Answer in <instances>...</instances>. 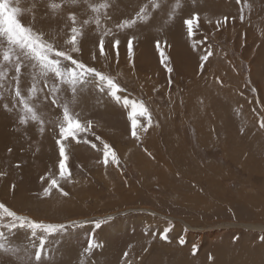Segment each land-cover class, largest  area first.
I'll return each instance as SVG.
<instances>
[{
  "label": "rangeland",
  "instance_id": "1",
  "mask_svg": "<svg viewBox=\"0 0 264 264\" xmlns=\"http://www.w3.org/2000/svg\"><path fill=\"white\" fill-rule=\"evenodd\" d=\"M9 2L21 9L25 23L35 17L36 26L50 36L64 29L67 12H76L82 20L91 15L88 3H109L112 19H102L101 27L112 28L120 39L119 63L115 52H108L112 35L105 38L108 59L99 57L94 22L74 58L110 74L127 89L126 95L144 101L152 114V127L145 133L141 125L146 118L137 112L140 139L134 140L130 106L124 108L122 101L99 93L91 83L84 86L83 115L117 151L119 166L105 167L102 153L89 145L69 144L72 175L59 180L69 195L53 189L45 196L48 184L41 177L59 179L57 111L50 105L43 108L45 131L40 132L36 125H20L10 98L0 99V203L37 222L68 225L48 238L49 264H264V231L241 227L264 225V176L242 172L235 162L253 152L249 146L257 135L250 124L255 136L246 133L247 138L240 139V113L254 116L259 103L264 105V0H65L58 17L45 15L50 0ZM141 7L148 12L144 21L122 31L115 28ZM194 12L200 14L195 42L207 38L198 49L182 23ZM224 17L227 22L217 28L216 21ZM130 37H135L134 67L127 58ZM156 40L162 47L167 41L171 74L160 63ZM205 49L213 55L201 70L199 55ZM94 53L97 60L92 59ZM0 93L9 97L7 89ZM219 134L230 140L227 149L208 140ZM255 142L257 146L259 140ZM240 192L249 201L254 195L250 202L257 208L248 205L242 208L252 211L242 212ZM166 227L171 229L168 239L161 240ZM90 237L98 246L86 253ZM30 239L27 230L9 234L5 243L21 251L0 252V264H21Z\"/></svg>",
  "mask_w": 264,
  "mask_h": 264
},
{
  "label": "snow or ice",
  "instance_id": "2",
  "mask_svg": "<svg viewBox=\"0 0 264 264\" xmlns=\"http://www.w3.org/2000/svg\"><path fill=\"white\" fill-rule=\"evenodd\" d=\"M75 2V0H73ZM88 3V0H84ZM238 3L241 0H237ZM158 7V5H153ZM48 11L45 15L58 17L65 7V0H50L46 4ZM91 15L86 19H79L74 11L67 12L64 29H61L55 36H50L43 28L36 26V19L30 23H25L19 7L12 6L9 0H0V89H7L9 97H4L0 93V99H9L12 107L18 114V123L28 126L30 124L39 127L40 132L45 131V116L43 108L51 106L57 111L58 129L55 140L59 149L58 177L49 175L41 177V181L46 180L48 186L43 189L44 195L49 196L53 189L59 191L67 197L69 193L64 191L59 180H70L71 171L67 161L69 144H86L90 148L102 153V164L107 167L109 163L119 166V158L114 147L103 140L93 130V122L85 118L84 109L80 107L83 102L84 86L93 84L99 93L105 94L115 102L122 101L124 108H129L128 119L131 122V136L134 140L140 139L138 130V117L146 118V123L142 124L143 132L147 133L152 127V114L144 101L131 99L126 95L127 89L105 71L90 66L80 58H74V53L82 51V40L85 30L94 22L96 30L99 32V57L108 59L106 54L105 38L112 35L108 41V52H115L116 62L119 63L121 41L115 38L112 28L101 27L102 19L110 21L111 15L108 13L109 3H88ZM148 16L146 7H141L136 15L131 19H123L115 25L117 30L130 29L139 21H144ZM227 17L223 21L217 20L216 27L227 22ZM240 19L244 16L241 14ZM183 26L186 27L187 36L194 41L193 48L198 49L201 45H206L207 38H201L195 42L196 33L200 28V14L192 13L188 18L183 19ZM208 23H212L211 20ZM135 37L127 39V58L134 65V44ZM156 40L155 47L160 55V63L166 71L171 74L173 68L169 67V59L166 56L167 41ZM213 53L205 49L199 55L200 69L203 70L204 62L209 60ZM93 60H97L94 53ZM171 84V77H169ZM3 107L8 110L9 104L4 103ZM80 110H77V108ZM264 128V119L260 125ZM98 142V143H97ZM11 152V149L8 150ZM19 167V165H17ZM3 175V173H0ZM7 221V222H5ZM68 225L37 222L26 216L18 215L5 204L0 203V252L17 254L21 250L6 244L9 234L15 235L19 230H27L30 236L31 248L23 250L21 264H49L46 253L48 238L52 235L66 230ZM96 228L101 224L97 222ZM171 229L166 227L160 234L161 240L168 239V232ZM181 244L184 241L181 239ZM98 245L93 238L87 240L85 252H91ZM147 250V249H146ZM195 252V246H193ZM129 254L124 253L127 257Z\"/></svg>",
  "mask_w": 264,
  "mask_h": 264
},
{
  "label": "bare ground",
  "instance_id": "3",
  "mask_svg": "<svg viewBox=\"0 0 264 264\" xmlns=\"http://www.w3.org/2000/svg\"><path fill=\"white\" fill-rule=\"evenodd\" d=\"M260 105H259V109H260V111H258V110H254L255 111V115L254 116H250V115H248L246 112H244L243 111V113L241 112L240 113V115H239V117H240V119L244 122V124H243V126H241V127H239L238 129H239V137H240V139H245V138H247V134L246 133H248V134H253V132L254 131H257V135H256V138L254 139V140H252V144L249 146V151H251L252 149H253V152L251 151V152H249V154H248V156H242V157H240V158H237L236 159V161L235 162H237L239 165H240V167L241 168H243V170H242V172L246 169V170H248V172L249 173H251L252 175H254V176H256V178H260V177H263L264 176V128H261L259 125H260V121H261V119H264V105H261V103H259ZM250 124H253V126H254V129H257V130H254L252 133L250 132ZM255 136V134H253V135H251L250 137H251V139L253 138ZM212 137V136H211ZM211 137H209L208 138V140L210 141V143L211 144H215V145H221V146H223L224 148H228V146H229V139H228V137H226V136H223L222 134H219L218 135V137H220V138H217V139H214V138H211ZM232 138H235V137H233V136H231ZM256 140H259V142H258V144H257V146H256ZM208 141V142H209ZM254 149L255 150H257V151H254ZM254 153H256V154H258L257 156H256V154H254ZM131 156V155H130ZM262 157V158H261ZM260 158V159H259ZM149 165V164H148ZM245 170V171H246ZM245 173H247V172H245ZM249 179H250V177H249ZM252 180V179H251ZM250 181V180H249ZM248 183V182H247ZM245 185H246V183H245ZM248 185V184H247ZM264 185V184H263ZM260 187H262V189L261 190H264L263 189V186H260ZM257 188H258V186H257ZM260 190V189H259ZM255 191V190H254ZM257 192V191H256ZM255 192V193H256ZM241 193V192H240ZM243 193V192H242ZM239 194L240 195V197H239V199H241V201H243V202H241V201H239V205H242V206H240V209L242 208V207H245V206H247L248 207V205H249V207H256L257 208V206H254L253 204H252V202H250L251 200H252V198L254 197V195H253V197H251V199H250V201H249V199H246L245 198V196L243 195V194ZM262 193V192H261ZM254 194V193H253ZM246 195V194H245ZM252 195V194H251ZM257 195V194H256ZM258 195H259V193H258ZM246 196H250V195H246ZM262 198V197H261ZM264 198V197H263ZM255 199V198H254ZM236 200V199H235ZM247 201V202H246ZM232 202H234V204H236L235 203V201H232ZM256 202V201H255ZM260 203V202H259ZM228 204H230V202L228 203ZM232 204V203H231ZM264 204V203H263ZM260 206V205H259ZM239 207V206H238ZM235 208V207H234ZM262 208L263 207H261L260 209L262 210ZM243 209V208H242ZM250 208H248V210L247 211H252V209H250ZM236 210V209H235ZM237 210H238V208H237ZM246 209H243L242 210V212L243 211H245ZM257 211H258V209H256ZM247 211H245L244 213H246ZM238 212H240L239 210H238ZM263 212V211H262ZM244 213H242V214H244ZM258 213V212H257ZM240 214V213H239ZM248 214V213H247ZM251 214V213H250ZM253 214H254V216L253 217H255L256 215V212H254V210H253ZM264 214V213H263ZM262 214V215H263ZM19 215V214H18ZM245 215V214H244ZM258 215V214H257ZM23 216V215H22ZM235 217V216H234ZM250 217H251V215H250ZM258 217H260V216H258ZM29 218V217H28ZM31 218V217H30ZM262 218V217H261ZM32 219V218H31ZM257 219V218H256ZM258 220H260V219H258ZM264 220V219H263ZM262 221V220H261ZM262 222H264V221H262ZM231 225H233V224H229L228 226H231ZM261 225V224H260ZM260 225H258V226H253V225H249V226H246V225H242L241 224V227H243V228H247V229H251V230H257V231H264V225L263 226H260ZM187 226V225H186ZM234 226V225H233ZM237 226V225H236ZM189 228H192V227H189ZM193 230H194V228H192ZM246 255H248V254H246ZM224 257V256H223ZM212 260H214V259H212ZM257 260V259H256ZM215 261V260H214ZM216 261H218V260H216ZM215 261V262H216ZM224 261V260H223ZM227 261H229V260H227ZM258 261H259V259H258ZM257 262V261H256ZM263 262V261H262ZM220 263V262H219ZM252 264V263H251Z\"/></svg>",
  "mask_w": 264,
  "mask_h": 264
}]
</instances>
